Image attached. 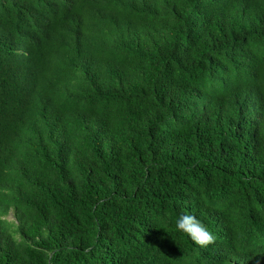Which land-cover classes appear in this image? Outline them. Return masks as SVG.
<instances>
[{
    "label": "trees",
    "instance_id": "trees-1",
    "mask_svg": "<svg viewBox=\"0 0 264 264\" xmlns=\"http://www.w3.org/2000/svg\"><path fill=\"white\" fill-rule=\"evenodd\" d=\"M0 264H264V0H0Z\"/></svg>",
    "mask_w": 264,
    "mask_h": 264
},
{
    "label": "clouds",
    "instance_id": "clouds-1",
    "mask_svg": "<svg viewBox=\"0 0 264 264\" xmlns=\"http://www.w3.org/2000/svg\"><path fill=\"white\" fill-rule=\"evenodd\" d=\"M175 227L178 231L187 234L195 244L201 247L207 246L213 240V236L206 226L194 215L181 214L175 222Z\"/></svg>",
    "mask_w": 264,
    "mask_h": 264
},
{
    "label": "rangeland",
    "instance_id": "rangeland-1",
    "mask_svg": "<svg viewBox=\"0 0 264 264\" xmlns=\"http://www.w3.org/2000/svg\"><path fill=\"white\" fill-rule=\"evenodd\" d=\"M9 218L12 219L11 216Z\"/></svg>",
    "mask_w": 264,
    "mask_h": 264
}]
</instances>
